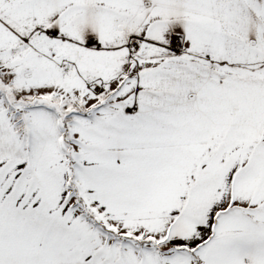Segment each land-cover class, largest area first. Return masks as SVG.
I'll return each instance as SVG.
<instances>
[{
	"label": "snow or ice",
	"instance_id": "snow-or-ice-1",
	"mask_svg": "<svg viewBox=\"0 0 264 264\" xmlns=\"http://www.w3.org/2000/svg\"><path fill=\"white\" fill-rule=\"evenodd\" d=\"M0 264H264V0H0Z\"/></svg>",
	"mask_w": 264,
	"mask_h": 264
}]
</instances>
